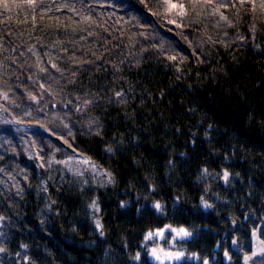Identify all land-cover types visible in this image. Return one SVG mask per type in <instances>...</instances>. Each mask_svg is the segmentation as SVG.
Here are the masks:
<instances>
[{
    "label": "trees",
    "instance_id": "trees-1",
    "mask_svg": "<svg viewBox=\"0 0 264 264\" xmlns=\"http://www.w3.org/2000/svg\"><path fill=\"white\" fill-rule=\"evenodd\" d=\"M0 107V264H264V0H0Z\"/></svg>",
    "mask_w": 264,
    "mask_h": 264
},
{
    "label": "rangeland",
    "instance_id": "rangeland-1",
    "mask_svg": "<svg viewBox=\"0 0 264 264\" xmlns=\"http://www.w3.org/2000/svg\"><path fill=\"white\" fill-rule=\"evenodd\" d=\"M2 112L3 110L0 107V122L1 123L11 126L16 131H24L29 128L28 125L20 123L16 121L15 119L3 116ZM28 154L30 155V151H28ZM67 164L71 168L72 171H74L75 173H78V175H80L81 177L84 176L85 183L90 182L89 180L94 182L101 175V173L98 172L97 166H95L94 164L90 163L88 160L83 159L81 157L69 156V158L67 159ZM94 212H95L94 210L91 211L92 217H94ZM262 249H263V245L258 241L255 242L254 247H253V253H256V255H253L252 253V256L249 257L247 260H250V258L252 257L259 256L262 252ZM154 260L156 263L161 264L160 261L156 259ZM174 260L175 259H172V260L164 259L163 263L172 262Z\"/></svg>",
    "mask_w": 264,
    "mask_h": 264
},
{
    "label": "snow or ice",
    "instance_id": "snow-or-ice-1",
    "mask_svg": "<svg viewBox=\"0 0 264 264\" xmlns=\"http://www.w3.org/2000/svg\"><path fill=\"white\" fill-rule=\"evenodd\" d=\"M172 7H175V5H172ZM117 95H119V93H118ZM109 151H111V149H109ZM228 175H229V173L225 171L224 174H223V178H224L225 180H227ZM205 206H206V207H210V205H207L206 203H205ZM92 207L96 208L97 211L99 210L98 207H97L96 204H95V201L93 202ZM154 207H155L157 210H160L161 205H160L159 203H156V204L154 205ZM100 227H101V225L99 224V222H97V228L99 229ZM165 228H166V229H167V228H170V226H167V225H166ZM164 231H165V229H158L155 233H153V232H149V233H147V234L145 235L144 239H145V240H149V239H151L154 235H155V236H163ZM170 231L173 232V233H175L176 237H187V236H190V235H191V233H190L186 228H184V227H180V228H178V229H177V228H170ZM233 243H235V241H233ZM0 251H3V249H0ZM150 255H151L154 259L160 261L161 264H163L164 259H168V260L176 259V260H179V259L184 255V253H182V252L164 251L162 248H153V249H151ZM227 255H228V254H227V252H226V253H225V256H227ZM253 255H256V253H253ZM135 259H139V253H137ZM245 259L247 260L248 257H246ZM204 264H208V262L205 261Z\"/></svg>",
    "mask_w": 264,
    "mask_h": 264
}]
</instances>
